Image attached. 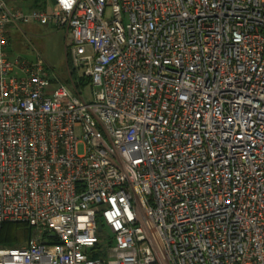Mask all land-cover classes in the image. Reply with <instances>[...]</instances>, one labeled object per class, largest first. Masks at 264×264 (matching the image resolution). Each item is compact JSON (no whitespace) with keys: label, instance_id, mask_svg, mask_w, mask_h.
<instances>
[{"label":"built area","instance_id":"2783aa9c","mask_svg":"<svg viewBox=\"0 0 264 264\" xmlns=\"http://www.w3.org/2000/svg\"><path fill=\"white\" fill-rule=\"evenodd\" d=\"M45 1L0 0V264H264V0Z\"/></svg>","mask_w":264,"mask_h":264},{"label":"rangeland","instance_id":"374dc122","mask_svg":"<svg viewBox=\"0 0 264 264\" xmlns=\"http://www.w3.org/2000/svg\"><path fill=\"white\" fill-rule=\"evenodd\" d=\"M45 2V0H41L42 6L40 8L45 6ZM13 33L11 35L12 42L8 48L11 53H18L29 60H33L36 54H40L46 62L51 75L55 78L58 77L57 79L60 82L69 84L66 81L70 77L67 70L68 63L66 62L67 37L65 30L57 29L49 25L41 26L31 24L22 26L19 32L16 31ZM17 33H19V36ZM82 91L83 94L88 96L90 94L89 84L84 85ZM79 153H81V148H79Z\"/></svg>","mask_w":264,"mask_h":264},{"label":"trees","instance_id":"16d2710c","mask_svg":"<svg viewBox=\"0 0 264 264\" xmlns=\"http://www.w3.org/2000/svg\"><path fill=\"white\" fill-rule=\"evenodd\" d=\"M26 1H27L26 2L27 5L25 6H28L30 9L39 8L42 6L41 0H26ZM17 6L20 8L22 7L20 5ZM17 35L19 36V33H17ZM11 42H12V38L10 37V43ZM74 79H77L78 83L81 86H84L89 82L87 79L83 77L76 78L73 72H71L70 78H68L66 81L70 83V80H74ZM32 231H33L32 228L25 223H19V222L4 223L0 227V247H5V248L20 247L22 246V244H25L30 239L32 235Z\"/></svg>","mask_w":264,"mask_h":264},{"label":"crops","instance_id":"0c3cea01","mask_svg":"<svg viewBox=\"0 0 264 264\" xmlns=\"http://www.w3.org/2000/svg\"><path fill=\"white\" fill-rule=\"evenodd\" d=\"M5 1L9 2L11 5H15V6L20 5V6H22L21 8L24 10L30 9L28 6H25V5H27L26 0H5Z\"/></svg>","mask_w":264,"mask_h":264}]
</instances>
